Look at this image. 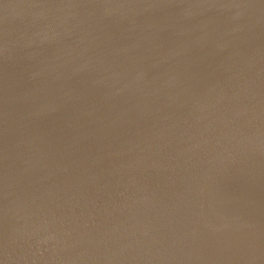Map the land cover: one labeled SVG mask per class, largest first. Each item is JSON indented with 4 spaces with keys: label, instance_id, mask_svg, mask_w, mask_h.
<instances>
[{
    "label": "water",
    "instance_id": "95a60500",
    "mask_svg": "<svg viewBox=\"0 0 264 264\" xmlns=\"http://www.w3.org/2000/svg\"><path fill=\"white\" fill-rule=\"evenodd\" d=\"M0 264H264V0H0Z\"/></svg>",
    "mask_w": 264,
    "mask_h": 264
},
{
    "label": "bare ground",
    "instance_id": "6f19581e",
    "mask_svg": "<svg viewBox=\"0 0 264 264\" xmlns=\"http://www.w3.org/2000/svg\"><path fill=\"white\" fill-rule=\"evenodd\" d=\"M76 99V97H74V100ZM77 103V102H76ZM76 106H79V103H77V105ZM79 109V108H78Z\"/></svg>",
    "mask_w": 264,
    "mask_h": 264
}]
</instances>
